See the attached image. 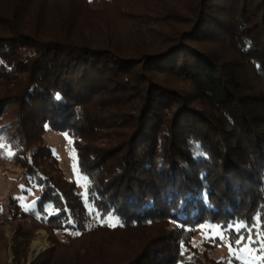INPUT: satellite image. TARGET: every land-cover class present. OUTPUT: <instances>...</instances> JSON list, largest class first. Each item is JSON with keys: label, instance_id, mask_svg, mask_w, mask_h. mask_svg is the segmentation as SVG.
<instances>
[{"label": "trees", "instance_id": "trees-1", "mask_svg": "<svg viewBox=\"0 0 264 264\" xmlns=\"http://www.w3.org/2000/svg\"><path fill=\"white\" fill-rule=\"evenodd\" d=\"M0 137L37 190L5 204L16 263L41 228L29 264H228L209 223L264 264V0H0Z\"/></svg>", "mask_w": 264, "mask_h": 264}, {"label": "rangeland", "instance_id": "rangeland-1", "mask_svg": "<svg viewBox=\"0 0 264 264\" xmlns=\"http://www.w3.org/2000/svg\"><path fill=\"white\" fill-rule=\"evenodd\" d=\"M44 140L52 148L54 156L58 159L59 165L68 179L75 180L78 192L84 195L85 177L79 173L76 166L74 149L71 145V139L61 132L46 128L43 134ZM0 146H4V141L0 137ZM7 152H10L6 148ZM9 196L18 198L22 208H31L34 206L37 198L36 187H28L24 184V178L17 166L0 157V264H29V262L38 255V253L52 245L48 239L45 230L37 228L33 231L29 244L26 247V261L16 263L12 254V245L14 239V228L5 221V204ZM222 229L217 225L209 223L200 226V232L192 239L194 246L201 251L203 242L211 237H217V233ZM207 238V239H206ZM37 239L41 246L37 249L32 248V242ZM210 255L216 260H227L228 264H234V260L247 264H260L262 256L256 248L245 243L240 247H233L228 242L219 244L210 250Z\"/></svg>", "mask_w": 264, "mask_h": 264}, {"label": "snow or ice", "instance_id": "snow-or-ice-1", "mask_svg": "<svg viewBox=\"0 0 264 264\" xmlns=\"http://www.w3.org/2000/svg\"><path fill=\"white\" fill-rule=\"evenodd\" d=\"M54 98L57 101L62 100V97L59 93H55L54 94ZM200 155H203V153H201ZM202 178L204 176V174H201ZM25 211H27V209H25ZM226 227H230V225L226 224ZM244 230H245V225H239L237 227L234 228L233 230V238L231 240L232 244L238 245V246H243L245 243L247 244H251L253 242V237H254V231L251 228L246 229L248 232V235L246 236L244 234ZM77 235H79V233H77ZM217 237L224 242H227L226 237L224 232H219L217 233ZM216 237H211V239H215ZM207 239V238H206ZM262 240H264V236L261 237ZM264 250V249H262Z\"/></svg>", "mask_w": 264, "mask_h": 264}, {"label": "bare ground", "instance_id": "bare-ground-1", "mask_svg": "<svg viewBox=\"0 0 264 264\" xmlns=\"http://www.w3.org/2000/svg\"><path fill=\"white\" fill-rule=\"evenodd\" d=\"M41 246V243L39 240L35 239L33 242H32V248L33 249H37Z\"/></svg>", "mask_w": 264, "mask_h": 264}]
</instances>
